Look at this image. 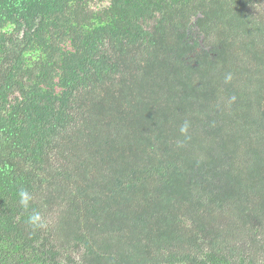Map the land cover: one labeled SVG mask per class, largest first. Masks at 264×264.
I'll return each mask as SVG.
<instances>
[{"label":"trees","instance_id":"trees-1","mask_svg":"<svg viewBox=\"0 0 264 264\" xmlns=\"http://www.w3.org/2000/svg\"><path fill=\"white\" fill-rule=\"evenodd\" d=\"M0 264H264V0H0Z\"/></svg>","mask_w":264,"mask_h":264},{"label":"clouds","instance_id":"clouds-1","mask_svg":"<svg viewBox=\"0 0 264 264\" xmlns=\"http://www.w3.org/2000/svg\"><path fill=\"white\" fill-rule=\"evenodd\" d=\"M180 131L182 133L187 131V125L181 127ZM19 203L25 209H29L30 203L32 201V194L27 189H21L18 193ZM27 223L33 228H44L46 223L40 212L32 210L27 218Z\"/></svg>","mask_w":264,"mask_h":264}]
</instances>
